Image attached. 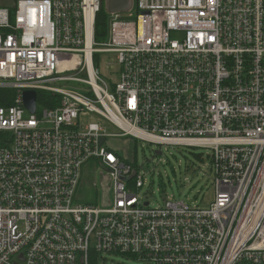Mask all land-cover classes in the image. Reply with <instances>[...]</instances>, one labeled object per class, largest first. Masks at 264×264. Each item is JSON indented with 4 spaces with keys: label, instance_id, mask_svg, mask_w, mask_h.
Returning <instances> with one entry per match:
<instances>
[{
    "label": "built area",
    "instance_id": "obj_1",
    "mask_svg": "<svg viewBox=\"0 0 264 264\" xmlns=\"http://www.w3.org/2000/svg\"><path fill=\"white\" fill-rule=\"evenodd\" d=\"M103 3L0 5V89L14 90L0 105V264H98L112 254L264 264V0H131L125 12H105L98 39ZM102 53L119 66L114 84L99 76ZM25 90L36 92L34 113ZM37 91L57 96L55 106ZM84 113L109 120L116 135L208 149L212 201L141 202L135 166L101 125L79 123ZM89 161L106 173L105 206L77 203Z\"/></svg>",
    "mask_w": 264,
    "mask_h": 264
},
{
    "label": "rangeland",
    "instance_id": "obj_2",
    "mask_svg": "<svg viewBox=\"0 0 264 264\" xmlns=\"http://www.w3.org/2000/svg\"><path fill=\"white\" fill-rule=\"evenodd\" d=\"M14 0H0L11 6ZM102 9L105 10L103 0ZM108 14V13H107ZM180 39V35H173ZM99 76L110 85L118 81L119 66L111 53L99 54ZM57 87L77 89L73 82H57ZM79 123H98L107 135L106 144L131 162L143 179V186L135 190L141 202L149 206L163 205L166 200L182 201L191 206L207 207L213 199L212 174L208 163L210 151L202 147L156 145L131 136L116 135L119 130L109 120L93 113L81 114ZM105 171L96 161L83 166L82 180L77 190V203L105 206L111 201V191ZM98 264H144L123 255H106Z\"/></svg>",
    "mask_w": 264,
    "mask_h": 264
},
{
    "label": "trees",
    "instance_id": "obj_3",
    "mask_svg": "<svg viewBox=\"0 0 264 264\" xmlns=\"http://www.w3.org/2000/svg\"><path fill=\"white\" fill-rule=\"evenodd\" d=\"M106 30V13L102 9L96 15L95 20V36L96 38L103 37ZM14 90H1L0 89V105H10ZM37 100L42 105L53 107L58 101L57 96L53 97L50 93L37 91ZM126 256V255H124ZM129 257V256H126Z\"/></svg>",
    "mask_w": 264,
    "mask_h": 264
},
{
    "label": "water",
    "instance_id": "obj_4",
    "mask_svg": "<svg viewBox=\"0 0 264 264\" xmlns=\"http://www.w3.org/2000/svg\"><path fill=\"white\" fill-rule=\"evenodd\" d=\"M131 6V0H106L105 10L106 13H122L127 11ZM22 101L24 107L30 113H34L36 108V92L34 90H25L22 92ZM104 141V137L100 138V142ZM135 172L131 176L124 178V180H129L134 176ZM146 204V203H145Z\"/></svg>",
    "mask_w": 264,
    "mask_h": 264
}]
</instances>
